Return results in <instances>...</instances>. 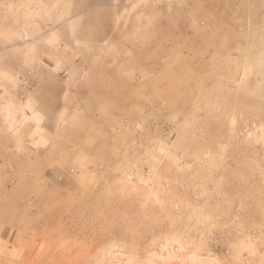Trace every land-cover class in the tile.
<instances>
[{
  "label": "rangeland",
  "instance_id": "obj_1",
  "mask_svg": "<svg viewBox=\"0 0 264 264\" xmlns=\"http://www.w3.org/2000/svg\"><path fill=\"white\" fill-rule=\"evenodd\" d=\"M0 264H264V0H0Z\"/></svg>",
  "mask_w": 264,
  "mask_h": 264
}]
</instances>
